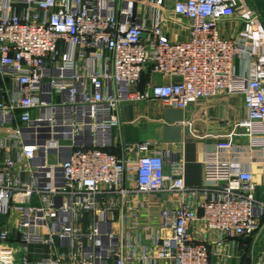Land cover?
Returning a JSON list of instances; mask_svg holds the SVG:
<instances>
[{
    "label": "built area",
    "instance_id": "2783aa9c",
    "mask_svg": "<svg viewBox=\"0 0 264 264\" xmlns=\"http://www.w3.org/2000/svg\"><path fill=\"white\" fill-rule=\"evenodd\" d=\"M222 93L242 96L248 145L205 152L199 185L175 142L110 151L120 104ZM254 163L264 25L250 0H0V264H241L261 244L259 264Z\"/></svg>",
    "mask_w": 264,
    "mask_h": 264
},
{
    "label": "crops",
    "instance_id": "0c3cea01",
    "mask_svg": "<svg viewBox=\"0 0 264 264\" xmlns=\"http://www.w3.org/2000/svg\"><path fill=\"white\" fill-rule=\"evenodd\" d=\"M171 5L174 0H167ZM237 28L235 20L221 24L220 33L230 36ZM172 39H182L186 33L177 24L169 26ZM237 71L242 64L236 62ZM118 125L113 128L111 152L124 154L125 145L143 141L156 142L160 147H169L171 142L182 146L184 159V182L197 186L202 179V160L205 152L213 150L220 143L246 147L248 128L243 98L239 94L222 93L200 98L185 108L162 106L154 101L138 103L125 102L117 109ZM175 150V149H173ZM255 176L264 181V169L259 163L252 164ZM242 262V259L241 261ZM254 264V258L249 263Z\"/></svg>",
    "mask_w": 264,
    "mask_h": 264
},
{
    "label": "water",
    "instance_id": "95a60500",
    "mask_svg": "<svg viewBox=\"0 0 264 264\" xmlns=\"http://www.w3.org/2000/svg\"><path fill=\"white\" fill-rule=\"evenodd\" d=\"M250 1L254 6V8L256 9L262 24L264 25V0H250ZM247 240H250V238H248ZM259 264H264V248L262 251Z\"/></svg>",
    "mask_w": 264,
    "mask_h": 264
},
{
    "label": "trees",
    "instance_id": "16d2710c",
    "mask_svg": "<svg viewBox=\"0 0 264 264\" xmlns=\"http://www.w3.org/2000/svg\"><path fill=\"white\" fill-rule=\"evenodd\" d=\"M147 78H148V74H147V73H144V74L142 75V84L145 83V81L147 80ZM110 151H111V150H110ZM248 254H249V251L246 253V255H244V256L242 257V262H241V264H248V263H249V256H248Z\"/></svg>",
    "mask_w": 264,
    "mask_h": 264
},
{
    "label": "rangeland",
    "instance_id": "374dc122",
    "mask_svg": "<svg viewBox=\"0 0 264 264\" xmlns=\"http://www.w3.org/2000/svg\"><path fill=\"white\" fill-rule=\"evenodd\" d=\"M260 234H261L260 235L261 240L263 241L264 240V230H262ZM252 250H253V253L251 254V252H249L248 256L251 254L254 257V252L259 253L261 251V244L258 245L255 249L253 248Z\"/></svg>",
    "mask_w": 264,
    "mask_h": 264
}]
</instances>
